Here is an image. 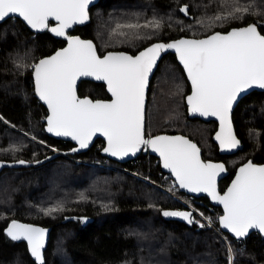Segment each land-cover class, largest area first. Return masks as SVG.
Instances as JSON below:
<instances>
[{
  "label": "trees",
  "instance_id": "trees-1",
  "mask_svg": "<svg viewBox=\"0 0 264 264\" xmlns=\"http://www.w3.org/2000/svg\"><path fill=\"white\" fill-rule=\"evenodd\" d=\"M233 4L234 0H100L91 8V22L74 33L92 38L101 54H135L157 40L202 37L252 22L264 34V0H239L241 6L250 5L241 19L213 20L227 16ZM184 6L187 14L181 11ZM154 20L159 28L149 24ZM129 24L148 27H118ZM64 44L48 31L32 32L20 18L0 24V159L41 161L0 173V264H36L26 243L4 232L15 218L52 227L45 264H264L259 233L234 239L219 226L221 208L206 197L192 204L210 215L214 226L163 191L157 185L164 181L157 157L141 153L119 163L101 154L102 139L78 154L72 142L47 135V108L35 95L32 66ZM189 91L176 55L168 53L151 80L145 135L180 132L199 144L204 159L225 161L229 175L220 182L223 191L239 164L249 158L264 162V92L253 91L239 101L233 121L245 147L222 156L212 138L217 123L188 117ZM79 93L109 97L103 83L91 80L80 82ZM50 146L80 161L63 154L55 157L56 148ZM178 193L190 201L187 194ZM57 206L62 210L47 212ZM164 211H192L199 223L189 225L176 216H164Z\"/></svg>",
  "mask_w": 264,
  "mask_h": 264
},
{
  "label": "snow or ice",
  "instance_id": "snow-or-ice-1",
  "mask_svg": "<svg viewBox=\"0 0 264 264\" xmlns=\"http://www.w3.org/2000/svg\"><path fill=\"white\" fill-rule=\"evenodd\" d=\"M92 0H0V21L18 15L32 29H48L56 36L66 37L68 46L33 65L36 93L50 109L47 131L76 140L79 148L88 147L92 137L100 133L107 137L105 152L124 157L141 149L151 148L163 158V166L171 170L180 188L207 193L224 207L219 223L236 238L255 229L264 233V166L248 162L240 167L235 180L221 195L216 189V177L225 170L223 164L205 163L200 149L182 136L145 138L144 99L149 74L161 52L174 49L191 81L192 94L187 103L193 113L215 116L220 131L215 139L222 150H231L240 142L232 132L230 112L237 97L246 89H264V34L256 24L232 29L226 34L215 32L206 39H180L157 43L136 56L125 53L97 55L91 41L66 35L74 24L88 18ZM234 0L227 16H215L214 21L241 19L249 11ZM181 11L187 14L184 6ZM239 14V15H238ZM58 22L49 27V20ZM203 23V21H201ZM155 28L159 21H150ZM210 26V25H209ZM128 28L148 27L129 24ZM123 35V33H121ZM81 77L105 81L113 99L108 102L79 98L76 82ZM78 150V149H74ZM23 164L24 161H19ZM62 210L50 208L48 213ZM164 216L182 217L194 221L192 211H164ZM202 216L203 213H200ZM211 223L210 218H206ZM203 227L204 225H200ZM45 231L32 225L12 221L6 229L12 240H26L31 255L44 264ZM229 261L232 259L228 246Z\"/></svg>",
  "mask_w": 264,
  "mask_h": 264
},
{
  "label": "water",
  "instance_id": "water-1",
  "mask_svg": "<svg viewBox=\"0 0 264 264\" xmlns=\"http://www.w3.org/2000/svg\"><path fill=\"white\" fill-rule=\"evenodd\" d=\"M100 0H92V2L89 4L88 6V16L89 18L82 24H74L71 28L67 29L66 30V35L68 36H73V37H79L81 40H84V41H91L93 43V45L95 46V49H96V52H97V55H100L101 57L104 56V55H107L109 53H125V54H128V55H132V56H136L138 55L140 52L146 50L147 48L151 47L152 45L154 44H157V43H164V44H167V43H171V42H174V41H177V40H180V39H206L208 36L214 34L215 32H220L222 34H226L228 33L229 31H231L232 29H238V28H242V27H246L248 25H253V24H256L254 22L252 23H249L247 25H242V26H237V27H232L230 28L229 30L227 31H221V30H216L212 33H209L205 36H202V37H189V36H181V37H178V38H174V39H170L168 41H164V40H157V41H154L150 44H148L147 46L143 47L142 49H140L137 53H131V52H128V51H125V50H108L106 51L105 53L101 54L97 48V45L95 43V41L92 39V38H85V37H82L79 33H74V30L76 27H82V26H85L87 24H89L91 22V8L93 6H95ZM11 18H20L18 15H13ZM7 19L9 18H6L5 20L3 21H0V24L3 23L4 21H6ZM22 21L23 19L20 18ZM24 22V21H23ZM25 25L34 33H42V32H45V31H48L53 37L57 38V39H61V40H64L65 41V44L59 48H57L53 53L49 54V55H46L42 58H40L37 63L41 60V59H45V58H48L52 55H54L57 51H60V50H63L64 48H66L68 46L67 44V39L66 37H59V36H56L54 33H52L50 30L48 29H44V30H35V29H32L29 25H27L26 22H24ZM58 22H56L55 20H52L50 19L49 20V27H54L56 26ZM257 25V24H256ZM258 26V25H257ZM258 30L260 31L259 27H258ZM261 32V31H260ZM261 34H263L261 32ZM168 53H173L176 55V58L179 62V64L182 66L183 68V65L182 63L180 62L179 58H178V54L175 52L174 49H169L167 51H164V52H161L160 53V56L157 60V63H156V66L153 68V71L149 74V78H148V84H147V87L145 89V99H144V131L146 132V114H147V103H148V93H149V87H150V83H151V80L156 72V70L158 69V66L161 62V60L163 59V57L165 55H167ZM36 63V64H37ZM185 74H186V77L188 79V82L190 84V87H191V90L190 92L186 95L185 97V102H186V105H187V112H188V117L191 118V119H194V118H199L203 121H215L217 123V128L216 130L214 131L213 133V141L217 144L218 146V151H219V154L221 155H233V154H236L238 153L239 151H242L245 147V144L242 142V139L237 135V132H236V128H235V124H234V121H233V113H234V110L236 108V106L238 105L239 101L245 97L246 95H248L249 93L253 92V91H260V92H264V89H261L259 88L258 86H253L252 88L250 89H246L244 92H242L236 99V101L233 103L232 105V109H231V112H230V120H231V128H232V132L233 134L236 136V138L239 140L240 144L237 148L235 149H231V150H222L221 147H220V144L219 142L215 139L216 137V134L220 131V121L218 119V117H215V116H202L200 115L199 113H193L190 109V105L187 103V97L190 96L192 94V85H191V81L190 79L188 78L187 76V73H186V70L183 68ZM32 77H33V81H34V89H35V95L36 97L38 98V100L47 108V117L51 115V112H50V109L48 108L47 104L42 101L38 94L36 93V85H35V77H34V71H32ZM83 80H91V81H94L96 83H103L105 85V88H106V91L109 95L108 98H93L91 97L90 95H80L79 93V84L81 81ZM76 93H77V96L81 99L83 98H88V99H91L93 100L94 102L96 100H100V101H105V102H108L110 101L111 99H113V97L111 96V93L107 90V84L105 81H99V80H96L95 77H81L77 80L76 82ZM47 117H46V124H45V131L47 133V135H49L50 137H53L55 139H61V140H64V141H70L74 144V149H78V150H75L76 153H83V152H86L88 151L94 144L95 142L98 140V139H102L104 144L101 148V154L103 156H106L107 158L109 159H112L114 161H117L119 163H124V162H127V161H131L135 158H137L141 153H144V154H151L155 157H157L159 159V163L161 165V169L163 172L165 173H169L171 174V176L174 178V180L177 182L178 184V181L176 180V177L175 175L171 172L170 169L168 168H165L163 166V158L159 155L158 152H154L151 148H145L144 146L141 147V149L139 151H137L134 155L129 153L127 156H124V157H118V156H112L110 153L108 152H105L104 149L107 147V137H104L103 135H101L100 133H97L95 136L92 137V140L91 142L89 143L88 147L86 148H79V144L76 140H73L71 137H67V136H57L55 135L54 133H50L47 131ZM156 136H169V137H175V136H182V137H185L186 139L190 140L192 143H195L197 145V147L200 149V159L205 162V163H213V164H223L224 165V168L225 170L223 172H221L217 177H216V189L217 191L223 195L227 189L231 186L232 182L235 180V177L236 175L238 174L239 172V169L240 167H243L244 165H246L249 161L252 162L253 164L257 165V166H264V162H256L253 158H249L247 159L246 161H244L243 163L239 164L237 167H236V170L231 178V180L229 181L228 185L226 186V188L221 191L220 189V182L223 178L227 177L229 175V169L227 167V164L225 161L223 160H216V159H204L203 157V150L202 148L199 146V144L193 140L192 138H190L188 135L186 134H183V133H180V132H176V133H168V132H161V133H157L155 135H152L150 137H147L145 135V138L148 139V138H154ZM60 153L59 152H55L54 156H58ZM47 159H44L42 162H45ZM19 161L21 160H4V159H0V173L5 169V168H10V167H20V166H37L41 163V161H28V160H22L24 161L25 163L21 164L19 163ZM179 186V184H178ZM180 188V187H179ZM180 190L182 192H184L185 194L187 195H193L195 196L196 198H201V197H206L209 201V203L214 206V207H219L221 208L222 212L221 214L219 215L218 217V223H219V218L221 216H223L225 213H224V207L222 204L218 203V201H215L213 200L207 193H203V192H191L189 191L188 189H185V188H180ZM183 212V211H182ZM181 221L187 223L190 225V223H188L186 220H184L182 217H178ZM12 221H16L18 223H21V224H25V225H32L34 227H38V228H42L45 231V238H44V248L42 250V254H43V262L44 264L46 263V258H45V253H46V250L48 248V245H49V242H50V239H51V232H52V227L51 226H45V225H42V224H39V223H35V222H29V221H24V220H21V219H18V218H15V219H12L8 222V224L6 225L5 229H4V232L6 233L7 235V232H6V229L9 227V225L11 224ZM219 226L220 228L222 229V231L228 233L231 237L237 239V240H245L247 239L251 234L257 232L259 233L262 238L264 239V233H261L260 231L258 230H255V229H251L249 230V233L244 236V237H241V238H236L234 236V234H232L229 230L227 229H224L222 227V225H220L219 223ZM8 236V235H7ZM9 237V236H8ZM10 238V237H9ZM11 239V238H10ZM12 240V239H11ZM14 241V240H13ZM15 242H25L26 245H27V249H28V252L31 256V258L36 262V264H39L38 261H36V259L31 255V252H30V248H29V245L27 243L26 240H15Z\"/></svg>",
  "mask_w": 264,
  "mask_h": 264
},
{
  "label": "rangeland",
  "instance_id": "rangeland-1",
  "mask_svg": "<svg viewBox=\"0 0 264 264\" xmlns=\"http://www.w3.org/2000/svg\"><path fill=\"white\" fill-rule=\"evenodd\" d=\"M168 41V40H167ZM51 148H53V149H55L56 147L55 146H50ZM55 147V148H54ZM55 152H59L60 154H63V155H65V156H67V157H69V158H71V159H77L76 157H73L72 155H70L71 153H62V151H60L59 149H55ZM219 152V151H218ZM221 155V154H220ZM222 156H225V155H222ZM77 160H79V159H77ZM158 161H159V159H158ZM163 182H161V183H157V185L158 184H160V188L163 190V191H165V192H167L168 194H170V195H172L174 198H176V199H178V200H180V201H182L185 205H187V207L188 208H190V209H193V210H195L199 215H200V213H202L200 210H197L194 206H193V202L194 201H196V197L195 196H193V195H188L189 197H190V201H187V200H185L183 197H181L180 195H179V193H178V191H180V188H179V186H178V184L175 186V183H177L175 180H174V178L169 174V173H165L164 172V174H163ZM193 196V197H192ZM182 199V200H181ZM192 201V202H191ZM214 207V206H213ZM201 216V215H200ZM202 217V221L203 222H206V223H208L209 224V222H208V220L206 219V218H210V220H211V223L209 224V225H211V226H214V220H213V218L210 216V215H202L201 216ZM218 217L219 216H217V219H218ZM202 221H200V222H202ZM235 239V238H234ZM239 241H242V240H239Z\"/></svg>",
  "mask_w": 264,
  "mask_h": 264
},
{
  "label": "built area",
  "instance_id": "built-area-1",
  "mask_svg": "<svg viewBox=\"0 0 264 264\" xmlns=\"http://www.w3.org/2000/svg\"><path fill=\"white\" fill-rule=\"evenodd\" d=\"M78 161H80V160H78ZM106 164V163H105ZM107 165H109V164H107ZM171 175V174H170ZM159 186H160V184H158ZM177 185V183H175V186ZM193 197V196H192ZM182 200V199H181Z\"/></svg>",
  "mask_w": 264,
  "mask_h": 264
},
{
  "label": "flooded vegetation",
  "instance_id": "flooded-vegetation-1",
  "mask_svg": "<svg viewBox=\"0 0 264 264\" xmlns=\"http://www.w3.org/2000/svg\"><path fill=\"white\" fill-rule=\"evenodd\" d=\"M187 80H188V79H187ZM150 84H151V83H150ZM149 88H150V87H149ZM190 90H191V87H190ZM189 92H190V91H189ZM189 92H188V93H189ZM188 93H187V94H188ZM187 94H186V95H187ZM185 97H186V96H185ZM216 128H217V127H216ZM147 137H148V136H147Z\"/></svg>",
  "mask_w": 264,
  "mask_h": 264
}]
</instances>
